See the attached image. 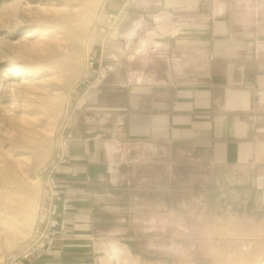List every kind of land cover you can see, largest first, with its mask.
Masks as SVG:
<instances>
[{"label": "rangeland", "instance_id": "rangeland-1", "mask_svg": "<svg viewBox=\"0 0 264 264\" xmlns=\"http://www.w3.org/2000/svg\"><path fill=\"white\" fill-rule=\"evenodd\" d=\"M160 2L117 10L121 0H0V264L32 233L42 171L65 126L73 140L59 179L72 212L55 249L75 212L62 175L78 132L98 136V159L114 164L86 194L107 240L100 256L113 264H264V185L248 168H219L183 144L124 153L119 141L111 154L121 113L110 108L121 106V85L161 64L153 40L144 42L157 30Z\"/></svg>", "mask_w": 264, "mask_h": 264}, {"label": "crops", "instance_id": "crops-1", "mask_svg": "<svg viewBox=\"0 0 264 264\" xmlns=\"http://www.w3.org/2000/svg\"><path fill=\"white\" fill-rule=\"evenodd\" d=\"M130 1L115 8L129 9ZM155 9L157 30L144 42L153 40L161 64L121 85V106L110 108L121 113L111 154L119 141L124 153L146 143L183 144L210 155L219 168H248L264 185V0H161ZM178 58L185 59L182 84ZM75 135L62 175L75 206L69 231L32 264H113L99 255L107 240L86 194L114 164L98 159V136Z\"/></svg>", "mask_w": 264, "mask_h": 264}, {"label": "built area", "instance_id": "built-area-1", "mask_svg": "<svg viewBox=\"0 0 264 264\" xmlns=\"http://www.w3.org/2000/svg\"><path fill=\"white\" fill-rule=\"evenodd\" d=\"M68 126L58 131L54 154L43 168L39 210L30 236L9 251L3 264H31L32 260L55 249L68 224L72 206L62 189L59 175L68 165L73 134Z\"/></svg>", "mask_w": 264, "mask_h": 264}, {"label": "bare ground", "instance_id": "bare-ground-1", "mask_svg": "<svg viewBox=\"0 0 264 264\" xmlns=\"http://www.w3.org/2000/svg\"><path fill=\"white\" fill-rule=\"evenodd\" d=\"M46 32H48V31H45V33H46ZM49 33H50V32H49ZM32 37H33V34H31V33L29 32V33L25 34V36L22 38L21 41H26L27 39H30V38H32ZM25 79H26V77H25ZM25 81H26V80H25ZM13 93H14L13 96H17V95L20 94V90H18V89L14 86V87H13ZM22 225H24V226L27 227V225H28L27 221L22 222ZM24 226H23V227H24Z\"/></svg>", "mask_w": 264, "mask_h": 264}]
</instances>
